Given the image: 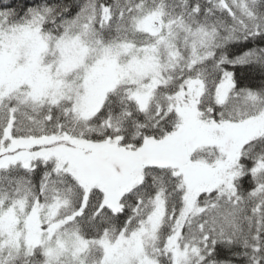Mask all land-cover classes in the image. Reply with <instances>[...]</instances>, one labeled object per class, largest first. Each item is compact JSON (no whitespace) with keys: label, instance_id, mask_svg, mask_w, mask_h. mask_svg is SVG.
<instances>
[{"label":"snow or ice","instance_id":"6c2138e0","mask_svg":"<svg viewBox=\"0 0 264 264\" xmlns=\"http://www.w3.org/2000/svg\"><path fill=\"white\" fill-rule=\"evenodd\" d=\"M0 264H264V0H0Z\"/></svg>","mask_w":264,"mask_h":264}]
</instances>
